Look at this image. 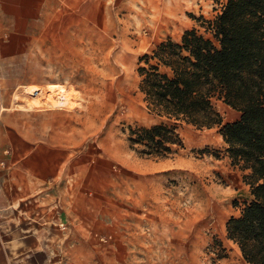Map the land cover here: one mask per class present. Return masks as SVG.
<instances>
[{
  "label": "rangeland",
  "instance_id": "obj_1",
  "mask_svg": "<svg viewBox=\"0 0 264 264\" xmlns=\"http://www.w3.org/2000/svg\"><path fill=\"white\" fill-rule=\"evenodd\" d=\"M225 2L50 0L40 22L0 16V183L46 196L47 213L87 239L94 264L109 255L121 264H249L226 224L251 189L224 161L221 128L182 125L184 147L165 160L140 157L127 140L129 126L160 121L139 90L140 57L188 29L204 33L198 19H214ZM168 11L178 12L175 25L139 32L144 17ZM55 84L72 94L68 107L49 100ZM217 106L225 123L241 116Z\"/></svg>",
  "mask_w": 264,
  "mask_h": 264
},
{
  "label": "trees",
  "instance_id": "obj_2",
  "mask_svg": "<svg viewBox=\"0 0 264 264\" xmlns=\"http://www.w3.org/2000/svg\"><path fill=\"white\" fill-rule=\"evenodd\" d=\"M198 20L204 33L188 29L140 57L139 90L160 121L129 126L127 140L140 157L165 160L184 147L182 125L220 127L253 195L227 237L247 263L264 264V0H226L214 19ZM218 102L240 118L225 123Z\"/></svg>",
  "mask_w": 264,
  "mask_h": 264
},
{
  "label": "crops",
  "instance_id": "obj_3",
  "mask_svg": "<svg viewBox=\"0 0 264 264\" xmlns=\"http://www.w3.org/2000/svg\"><path fill=\"white\" fill-rule=\"evenodd\" d=\"M49 1L0 0V16L14 18L19 24L40 22ZM224 161L232 164L230 157ZM232 171L245 174L234 166ZM241 184L246 191L250 188L244 181ZM32 191L0 183V264H94L93 251L85 246L87 239L66 232L60 226L62 219L47 213L46 196ZM248 198L243 208L253 200L251 191ZM102 264L121 263L109 255Z\"/></svg>",
  "mask_w": 264,
  "mask_h": 264
},
{
  "label": "bare ground",
  "instance_id": "obj_4",
  "mask_svg": "<svg viewBox=\"0 0 264 264\" xmlns=\"http://www.w3.org/2000/svg\"><path fill=\"white\" fill-rule=\"evenodd\" d=\"M171 11V10H170ZM157 12L156 14H152L143 18L140 22L139 32H141L142 28H146L154 31H162L166 28H169L176 24L178 18L174 17L178 14V12ZM171 16V17H170ZM50 89V101H53V105L56 106H69L72 100V94L64 88L62 85H51ZM33 94L37 97L42 96V91L34 90ZM31 109V108H26Z\"/></svg>",
  "mask_w": 264,
  "mask_h": 264
}]
</instances>
